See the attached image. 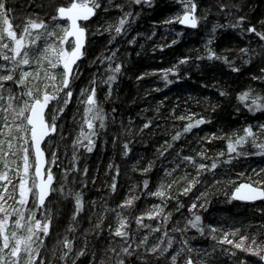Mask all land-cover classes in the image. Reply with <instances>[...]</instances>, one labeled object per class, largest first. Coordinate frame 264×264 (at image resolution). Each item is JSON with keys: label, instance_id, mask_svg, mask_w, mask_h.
<instances>
[{"label": "snow or ice", "instance_id": "snow-or-ice-1", "mask_svg": "<svg viewBox=\"0 0 264 264\" xmlns=\"http://www.w3.org/2000/svg\"><path fill=\"white\" fill-rule=\"evenodd\" d=\"M155 2L57 0L53 11L44 13L47 19L37 13L35 16H24L19 23H14L17 19L15 9L9 7L8 0H0V264H79L83 256L90 257L89 264H106V256L111 257L110 264H128L133 256H139L141 264H159L161 258L167 264H220V255L229 256L234 264H249V257L241 253L252 254L258 258V264H264V220L255 221V227L253 221L241 223L239 227L224 226L205 223L200 211L209 206L212 192L222 188L228 189L225 195L230 200H264V168L253 169L252 176L247 179H241L246 175L244 171L236 176L220 173L221 167L231 165L240 156H264V121H245L229 131L220 128L198 136L197 144L200 147L192 149L194 154H186L184 149L187 145L178 142L193 129L210 122L212 117L188 108L177 115L176 106L169 109L170 117H159L160 105L164 103V100H160L155 113L157 118L165 120L163 127L155 124L152 117L145 116L137 128L133 123L135 117L129 116L127 125L121 120L120 131L111 133L112 144L120 141L123 155L128 156L136 134H143L145 129L150 128L166 132L168 119L184 121L182 125L173 124L171 127L175 130L170 138L157 145V157L170 166L163 168V176L154 185V190L150 188V178L145 175L142 187H130L118 204H109L105 197L85 198L89 169L86 164L81 168L79 161L96 148L100 136L107 140L109 122L115 125L117 108L113 105L105 109L104 101L113 99V85L123 74L125 61L121 56L131 55V52L122 53L121 48L125 43H138L137 38L142 34L135 31L133 24L144 6L151 8ZM175 3L178 5L176 11L163 20L153 22L167 26L174 38L167 44L154 45L153 51L157 47L163 49L174 45L181 38L182 29H173V23L197 28L207 12L212 10L223 12L228 20L223 25L217 22L211 26L203 50L198 51L195 57L180 55L168 67L141 72L137 80L160 73V79L167 87L184 77H190L191 71L188 69L196 61L204 59L223 61L233 71L239 72L235 57L230 58L213 47L217 29L224 27L239 29L241 35L252 34L256 38V48L245 45L238 49L245 64L256 60L264 62V44L261 43L264 41V20L259 22L260 27L249 22L246 15L240 14L243 5L239 0H216L218 7L209 5L203 16L198 13L199 0H175ZM112 8L119 10L116 19L98 22L93 29L91 22L98 16V11L107 13ZM232 17H235L234 21ZM105 31L109 46L89 58V63L97 65L96 70L86 83L74 88L73 82L81 73L80 63L91 44L89 37ZM152 35H155V31ZM258 72L249 73L254 83L236 93L237 115L241 107L264 115V67L258 66ZM217 83L214 81L213 86ZM101 84L107 86L103 100L98 95ZM154 87L160 91L159 86ZM219 92L221 96L230 95L223 87L219 88ZM73 100L76 101V108L69 117L68 109ZM194 103L199 101L194 100ZM65 140L69 141L63 147L65 159L69 158L70 150L68 164L60 162L61 156L58 155L60 141ZM214 140H223L224 146L210 148L203 143ZM249 148L255 151H249ZM154 160H149L138 171L147 174L155 166ZM54 167L61 169L59 176L53 171ZM108 168H114L117 175L120 172L119 165L110 163ZM92 179L94 182L95 177ZM198 185H202L203 190L187 205L188 215L182 214L168 229L167 223L172 220L173 213L185 208L180 194L187 196ZM108 188L110 193L117 191L115 177ZM53 193L72 205L63 235L55 228V218L60 213L48 203ZM143 195L157 197L160 203L151 204L136 215H126L125 209L135 207L136 201ZM170 201L176 202L172 208H168ZM86 205L89 223L80 233L82 244L77 245V236H70L69 233L78 230ZM258 211L264 214V207ZM110 214V222L105 223ZM145 217L149 218L148 223ZM153 217H162V221L152 224ZM181 219L184 221L182 224ZM132 220L136 223L135 231L131 228ZM105 228L108 242L103 249L104 254L98 259L88 237L90 233L102 235ZM142 228L149 230L135 240ZM192 229L196 230L197 235L211 237L213 243L207 248L196 246L189 235ZM170 232L179 233V245L175 244L176 236L170 235ZM53 237L55 239L49 248L48 241ZM141 248L143 252L139 251ZM147 254H151L153 259L149 260Z\"/></svg>", "mask_w": 264, "mask_h": 264}, {"label": "trees", "instance_id": "trees-1", "mask_svg": "<svg viewBox=\"0 0 264 264\" xmlns=\"http://www.w3.org/2000/svg\"><path fill=\"white\" fill-rule=\"evenodd\" d=\"M119 2V0H117ZM243 5V10L240 14L246 15L249 22L256 23L260 27V21L264 20V0H239ZM57 0H8V5L15 9V17L17 18L14 23H19L20 19L27 15L35 16L37 13L43 18L48 17L44 15L45 12L51 13ZM216 5V0H199L198 13L205 15V9L209 6ZM178 5L175 0H156L155 4L149 8L147 5L136 19L133 24L135 31L140 32L142 35L138 37V43L133 45H127L126 43L121 48V52H131L130 56H121V59L125 61L123 74L120 76L118 83L113 85L115 89V95L113 99L104 101L105 109H110L113 105L117 108L116 122L113 126L112 122H109L108 138L105 140L104 136H100L97 141L96 148L91 152L83 155L79 161L81 168L86 164L88 166V180L89 183L85 189L86 200L97 199L99 197H105L108 203L111 205L118 204L121 199L128 193L130 187L134 188L136 185L142 187V182L147 175L150 178V188L154 190V185L159 182L160 177L163 176V168L170 166L162 158L157 157L156 149L157 145L162 143L163 140L169 139L173 129L171 126L182 125L184 121L181 120H167L168 130L161 131L159 129H145L143 134H136L135 139L132 140V151L128 156L123 155V146L120 141H117L115 145L112 144L111 133L113 131H120L119 122L123 120L125 124L128 123V117H135L133 123L139 127L144 120L145 116L152 117L155 124L164 126L165 120L157 118L155 108L160 100H164L163 105H160L161 112L159 117H170L169 109L176 106V114L179 115L185 111L186 108L191 109L198 113H204L210 115L212 120L198 128L193 129V132L183 137L179 144H186L184 151L186 154L192 153V149H198L200 147L197 144V137L203 136L206 133L217 131L223 128L225 131L235 129L245 121L260 122L264 121V115L260 112L252 113L241 107L240 114L235 112L238 102L236 99V93L247 85L254 83L251 80L249 73H257L258 66L264 67V62L256 60L251 64H245L244 57L239 53L238 49L249 45L252 48L257 47L256 38L252 34L241 35L239 29H233L231 27L218 28L216 31V39L213 41V47L220 53L228 55L230 58L235 57V63L239 65L240 71H233L228 65L219 60H207L196 61L189 71H191L190 77H184L180 81H175L173 84L164 87V81L160 79V73H153L141 77L137 80V76L141 72H150L152 68H165L175 63L180 55H191L195 57L198 55V51L203 50L204 41L202 40L206 33L211 29V26L217 22L221 25L225 24L228 17L223 12L212 10L207 12L206 18L201 20L199 26L195 29H187L173 23L172 28H180L183 31V35L174 45H170L163 49L156 48L153 51V46L158 43H168L174 36L172 31L163 24H154V21H160L176 11ZM139 10V9H137ZM231 11H237L231 9ZM119 10L112 8L107 13L103 10L98 11V16L92 19L91 27L94 29L96 24L105 23L107 20H115ZM233 21L235 17H232ZM155 31V35H152ZM129 34V38H130ZM108 33H97L95 36H90V46L87 48V55L82 58L80 63L81 73L80 76L74 80L73 87L78 88L82 84L86 83L90 79L92 72L97 68V65L89 63V58L94 57L101 49L107 45ZM264 44V41L261 42ZM143 45V47H141ZM227 49L228 51H225ZM139 53V55H137ZM187 68V66H185ZM101 66V71H102ZM218 82L216 86H213V82ZM154 86H159L160 91H156ZM223 87L230 94L228 96H221L219 88ZM107 90V86L101 84L98 89V95L101 100L104 99V92ZM148 95H145V93ZM118 96V98H116ZM179 97V99H177ZM208 98L205 100V98ZM166 98V99H165ZM194 100L199 103H194ZM215 106V107H213ZM76 108V101L73 100L69 106L68 113L71 116L72 111ZM67 130V129H65ZM155 132L153 135L152 132ZM124 138L131 139V137L125 136ZM57 139H59L57 137ZM68 140L60 141L61 161L64 164H68L69 158L65 159L63 155V147ZM210 148H218L224 146L223 140L204 141ZM83 152V149L81 150ZM249 151H255L249 148ZM194 154V153H192ZM211 155V153H209ZM154 160L155 166L147 173H141L138 168L145 167L149 160ZM112 163L119 165L120 172L117 175L115 169H109L108 165ZM136 165L134 168L133 165ZM264 168V156L261 155H249L240 156L234 160L231 165H224L220 168V173H226L229 176H236L241 171H244L246 175L241 179H247L248 176H252V170H259ZM53 171L60 175L61 169L54 167ZM189 171H192L189 168ZM219 174V173H218ZM93 177L95 180L93 182ZM115 177L117 180L118 188L115 193H110L108 184L111 179ZM255 179V177H253ZM231 187V186H229ZM203 190L202 185H198L196 189H193L187 196L180 194V198L184 201L185 208L181 212H174L172 220L167 223V228L171 229L174 222L180 219L182 214L188 215L187 205L191 199L199 195V191ZM175 191V186L173 188ZM227 188H222L220 191H214L211 194V202L206 209H201V213L204 216L205 223H219L220 225L228 226L235 225L240 226L241 223L247 224L249 221H253V227H255V221L264 220V214H261L258 209L264 207V200L255 203H243L230 200L225 193ZM49 205L59 211V215L55 218V228L57 232L63 235V230L69 222L72 205L69 201L63 200L57 193H53L49 200ZM160 203L159 198L149 197L147 195L141 196L140 200L136 201V205L133 208L125 209L126 215H136L141 210H146L151 204ZM176 205L175 201H170L168 208H172ZM167 211V209H166ZM88 210L87 205L85 212L82 214L79 228L76 232H70L69 235L77 236L75 243L77 245L82 244L80 233L84 228L88 227L87 220ZM111 214L105 223L110 222ZM145 222H149V218H144ZM162 221V217L151 218V223H159ZM181 219V224L183 223ZM131 228L135 231V220L131 221ZM149 229L142 228L140 233L136 235L135 240H139L143 232ZM157 233L156 235H160ZM170 235L176 236V240L180 241L181 237L179 233L170 232ZM189 235L193 238L192 243L198 247L207 248L213 243V240L209 236L197 235L196 230L192 229ZM89 243L93 251H96L97 258L103 255V249L106 246L107 240V228L100 236H96L94 233L89 234ZM55 237L48 241V247L50 248ZM143 252V248L139 250ZM249 257V264H258V258L252 254L241 253ZM50 255V253H49ZM149 260L153 257L151 254H147ZM89 256H83L79 259V264H89ZM106 264H110L111 257H105ZM220 264H234L232 258L226 255L219 256ZM128 264H141L139 256H133L129 258ZM159 264H167V261L163 258L160 259Z\"/></svg>", "mask_w": 264, "mask_h": 264}, {"label": "water", "instance_id": "water-1", "mask_svg": "<svg viewBox=\"0 0 264 264\" xmlns=\"http://www.w3.org/2000/svg\"><path fill=\"white\" fill-rule=\"evenodd\" d=\"M179 26H181L183 28H187V29H195V28H192V27H189V26H182V25H179ZM232 200L237 201V202H243V203H255V202H261V201H263V200H257L255 202H245V201H240L238 199H232Z\"/></svg>", "mask_w": 264, "mask_h": 264}, {"label": "rangeland", "instance_id": "rangeland-1", "mask_svg": "<svg viewBox=\"0 0 264 264\" xmlns=\"http://www.w3.org/2000/svg\"><path fill=\"white\" fill-rule=\"evenodd\" d=\"M208 34H209V31L206 33V35H205V36L203 37V39H202L204 42H205L206 37H207ZM9 203H11V201H9ZM179 243H180V241H178V240L175 241V244H176V245H179ZM170 251H171V249H170Z\"/></svg>", "mask_w": 264, "mask_h": 264}]
</instances>
